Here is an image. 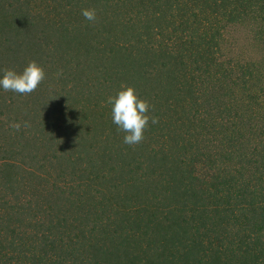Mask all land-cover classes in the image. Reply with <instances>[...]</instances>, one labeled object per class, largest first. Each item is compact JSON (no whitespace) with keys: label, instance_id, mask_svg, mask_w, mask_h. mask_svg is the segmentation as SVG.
Instances as JSON below:
<instances>
[{"label":"trees","instance_id":"16d2710c","mask_svg":"<svg viewBox=\"0 0 264 264\" xmlns=\"http://www.w3.org/2000/svg\"><path fill=\"white\" fill-rule=\"evenodd\" d=\"M33 60L0 89V264H264V0H0V76ZM122 85L159 118L135 146Z\"/></svg>","mask_w":264,"mask_h":264},{"label":"clouds","instance_id":"9594fccd","mask_svg":"<svg viewBox=\"0 0 264 264\" xmlns=\"http://www.w3.org/2000/svg\"><path fill=\"white\" fill-rule=\"evenodd\" d=\"M81 14L92 23H95L97 19L95 8L83 9ZM61 74L57 73L58 76ZM46 76L44 67L33 60L22 72H17L12 68L4 69L0 76V89L5 92L28 95L39 87ZM106 103L112 106V122L119 131L125 133L123 143L126 145L135 146L142 143L150 124L159 122L158 117L151 115L152 105L146 99H142L133 86L122 85L121 90L115 96H109ZM10 126L19 131L22 126L29 127V124L13 122Z\"/></svg>","mask_w":264,"mask_h":264},{"label":"rangeland","instance_id":"374dc122","mask_svg":"<svg viewBox=\"0 0 264 264\" xmlns=\"http://www.w3.org/2000/svg\"><path fill=\"white\" fill-rule=\"evenodd\" d=\"M251 34L252 33L247 26L240 24L236 25L234 29L226 33V44L228 45L229 49L234 52V54L238 52L239 55H244L245 57H256L257 54L252 45L253 39ZM61 137L63 138V135ZM79 142L78 140L69 137V139L66 141V144L71 146L68 151H71V153H76V150L78 148L81 150L87 149L86 151H84V157L85 155L88 156L92 153V150L89 149L90 145H96L94 143L95 140L92 139L83 142L82 145H80ZM53 169L55 170V167L47 163L42 174L53 177L54 179L57 172L53 171Z\"/></svg>","mask_w":264,"mask_h":264}]
</instances>
